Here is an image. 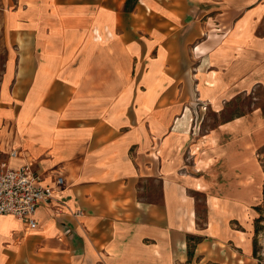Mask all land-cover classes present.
Masks as SVG:
<instances>
[{
	"label": "crops",
	"instance_id": "1",
	"mask_svg": "<svg viewBox=\"0 0 264 264\" xmlns=\"http://www.w3.org/2000/svg\"><path fill=\"white\" fill-rule=\"evenodd\" d=\"M238 9V0H10L0 160L64 184L38 205L34 228L0 215V264H257L251 225L231 222L244 223L235 199L209 194L198 225L195 154L182 148L189 109L218 90L206 91L207 71L222 76L223 58L237 69L222 36ZM247 41L245 53L264 56L263 42Z\"/></svg>",
	"mask_w": 264,
	"mask_h": 264
},
{
	"label": "rangeland",
	"instance_id": "2",
	"mask_svg": "<svg viewBox=\"0 0 264 264\" xmlns=\"http://www.w3.org/2000/svg\"><path fill=\"white\" fill-rule=\"evenodd\" d=\"M9 2L0 0V71L6 51L3 13ZM238 5L237 18L222 36H231L236 46L231 61L237 59V69H229V58H223L219 69L222 76L207 71L210 76L203 84L206 91L218 90L189 109L182 148L195 154L187 163L191 167V187L201 188L191 190L198 225L205 219L209 194L235 199L238 217L244 223L240 225L239 219L231 222L239 229L251 225L253 257L257 264H264V74L260 70L264 56L255 51L245 53L247 40L254 43L253 50L261 42L264 44V0H238ZM205 16L201 14L200 18ZM231 20L228 18V22ZM246 61L250 62L249 68H240Z\"/></svg>",
	"mask_w": 264,
	"mask_h": 264
},
{
	"label": "built area",
	"instance_id": "3",
	"mask_svg": "<svg viewBox=\"0 0 264 264\" xmlns=\"http://www.w3.org/2000/svg\"><path fill=\"white\" fill-rule=\"evenodd\" d=\"M17 154L14 149L8 153L9 156ZM63 184L60 176L55 177L54 185L44 183L32 163L12 168L5 160H0V215H13L27 228H34L36 208L39 204H49L55 196V188Z\"/></svg>",
	"mask_w": 264,
	"mask_h": 264
},
{
	"label": "trees",
	"instance_id": "4",
	"mask_svg": "<svg viewBox=\"0 0 264 264\" xmlns=\"http://www.w3.org/2000/svg\"><path fill=\"white\" fill-rule=\"evenodd\" d=\"M191 240H192V242H190V243L187 245V248H188V255H189V257H190V255H192V253H193V248H194L195 243H196L197 241H199L200 238H199V237H195V238L192 237Z\"/></svg>",
	"mask_w": 264,
	"mask_h": 264
}]
</instances>
